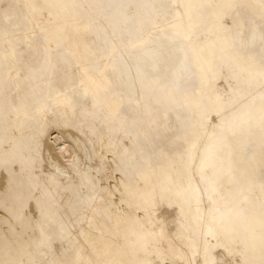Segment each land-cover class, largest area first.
Segmentation results:
<instances>
[{"label":"bare ground","instance_id":"1","mask_svg":"<svg viewBox=\"0 0 264 264\" xmlns=\"http://www.w3.org/2000/svg\"><path fill=\"white\" fill-rule=\"evenodd\" d=\"M0 264H264V0H0Z\"/></svg>","mask_w":264,"mask_h":264}]
</instances>
